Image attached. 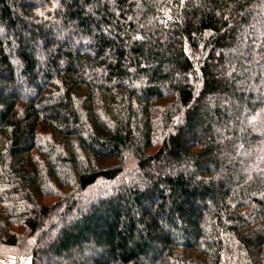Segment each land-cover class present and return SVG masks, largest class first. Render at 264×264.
Segmentation results:
<instances>
[{
  "label": "trees",
  "instance_id": "obj_1",
  "mask_svg": "<svg viewBox=\"0 0 264 264\" xmlns=\"http://www.w3.org/2000/svg\"><path fill=\"white\" fill-rule=\"evenodd\" d=\"M0 257L264 264V0H0Z\"/></svg>",
  "mask_w": 264,
  "mask_h": 264
},
{
  "label": "rangeland",
  "instance_id": "obj_2",
  "mask_svg": "<svg viewBox=\"0 0 264 264\" xmlns=\"http://www.w3.org/2000/svg\"><path fill=\"white\" fill-rule=\"evenodd\" d=\"M0 264H14V263H13V261L11 259L1 258L0 257ZM24 264H30L29 263V259H26Z\"/></svg>",
  "mask_w": 264,
  "mask_h": 264
}]
</instances>
